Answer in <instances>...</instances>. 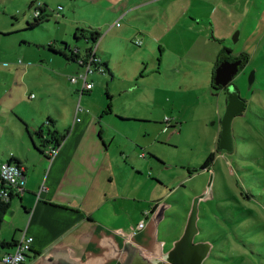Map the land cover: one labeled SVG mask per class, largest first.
<instances>
[{"label": "crops", "instance_id": "1", "mask_svg": "<svg viewBox=\"0 0 264 264\" xmlns=\"http://www.w3.org/2000/svg\"><path fill=\"white\" fill-rule=\"evenodd\" d=\"M83 3L94 14L103 15L104 21L87 26H79L75 21L73 26H66L60 39L49 41V45L68 53L64 44L73 49L69 38L77 31L82 37L83 31L85 37L80 40L84 39L89 46L81 49L76 45V48L84 55L92 45L91 34L98 33L102 38L99 56L107 64V76L91 77L94 90L78 98L81 86L71 84L70 77L80 74L82 68L74 59L61 55L65 62L55 57L29 60L31 65L13 74L19 82L34 84L40 90L38 107H31L32 114L21 113L18 99L10 96L11 89L0 96V159L13 160L24 168L26 175L24 194L14 196L0 216V264H4L2 257L6 253L14 252L24 233L34 238L33 249L24 264H182L180 252L172 259L168 239L159 229L161 217L167 215L169 208L163 210V203L169 202L173 191H166L165 164L150 153L149 131L137 140L129 135L130 129H124L126 123L137 122L138 117L124 116L114 105L102 100V87L107 89L108 97L114 96L111 80L116 79L117 70L111 51L104 47L101 51V44L111 42L112 46L127 38V42L140 40L143 46L146 38L154 39L156 28L168 30L169 39L186 46L189 42L210 44V28L204 30L203 26L232 25L233 18L229 16L234 10L229 9L234 7L235 0H84ZM250 13L251 9H247L244 14ZM221 14L226 16L223 20ZM47 62L52 67L45 65ZM53 66L58 72L53 71ZM99 85L102 87L98 90ZM77 100L85 103L79 117ZM219 108L218 103L215 115L221 120ZM77 118L81 121L76 122ZM49 120L52 124L47 125ZM48 126L58 133V138L65 137L53 159L42 153V141L37 136L42 127L47 136ZM220 138L221 127L216 134L218 151ZM205 170L209 168L202 171ZM8 212L12 215L10 221H5ZM147 212L150 213L146 218ZM246 212L247 217L254 216L252 208L247 207ZM247 217L224 218L228 225L224 237L237 238L239 234H252L250 239L263 237L264 229L260 230L256 223L254 227L248 225ZM144 219L146 226L139 231L138 225Z\"/></svg>", "mask_w": 264, "mask_h": 264}, {"label": "rangeland", "instance_id": "2", "mask_svg": "<svg viewBox=\"0 0 264 264\" xmlns=\"http://www.w3.org/2000/svg\"><path fill=\"white\" fill-rule=\"evenodd\" d=\"M83 2L0 0V96L11 89L10 96L18 99L21 113L32 114L31 107L42 96L36 85L19 82L13 73L31 65L29 60L55 57L65 62L49 49V41L60 39L66 26H73L75 21L79 26L104 21L103 15L94 14ZM262 3L263 0H235L229 9L234 10L229 16L233 18L232 25L203 26L204 30L210 28V44L189 42L186 46L169 39L168 30L159 28L154 31V39L146 38L141 47L134 40L127 42V38L112 46L111 42L101 44V51L103 47L111 51L117 77L111 80L114 96L108 92L112 98L105 87L99 85L98 90L102 87V100L107 105L111 103L124 116L138 117L137 122L126 123L124 129H130L129 135L137 140L149 131L150 153L165 164L166 191H173L169 202L163 203V210L169 208L167 215L161 217L159 229L168 239L172 259L180 252L182 264H264V236L250 239L252 234H239L237 238H225L223 234L228 229L224 218L229 215L244 219L248 216L247 207L253 209L254 216L247 217L246 223H256L260 230L264 229ZM41 8L46 10L43 22L30 29L29 23L34 22L35 13ZM75 9L79 13H74ZM247 9H251L249 15L244 14ZM225 17L221 14L220 19ZM68 43L74 44L73 48L89 46L84 39L76 42L74 34ZM225 48L229 50L227 54L245 62L233 80L247 107L232 123L233 154L219 152L216 140L226 94L214 89L212 83L215 65ZM45 65L52 67L50 62ZM53 71L58 69L53 66ZM108 77L112 79L109 74ZM46 80L51 81L47 77ZM218 103L221 120L215 115ZM80 105L85 108V103ZM166 117L175 119V127L165 129ZM213 153L215 161L209 170L202 171L201 166Z\"/></svg>", "mask_w": 264, "mask_h": 264}, {"label": "built area", "instance_id": "3", "mask_svg": "<svg viewBox=\"0 0 264 264\" xmlns=\"http://www.w3.org/2000/svg\"><path fill=\"white\" fill-rule=\"evenodd\" d=\"M43 9V8H41ZM42 14L40 9L36 11L35 17H41ZM101 36H96L92 42L88 52L84 55L79 54L77 48H73V59L80 65L82 71L77 76L70 77V82L74 85H80L78 93L80 98L86 94H90L95 87V84L90 81L91 77L95 74L101 76H107V70L104 67V62L99 56V44ZM135 45L141 47L142 42L140 40L135 41ZM22 63V62H20ZM33 97V96H32ZM83 108L78 104L77 115L78 117L82 114ZM81 118H77L76 122H80ZM174 118L166 117L164 124L167 130L174 125ZM178 124V123H177ZM59 152V147H51L45 151V154L50 159L56 157ZM144 155H142L143 157ZM25 181L26 175L25 170L22 166L12 163L10 161H3L0 159V202L8 204L14 196H22L25 192ZM150 212L145 214L146 218ZM146 226V220H142L138 225V230H143ZM34 238L27 233H24L21 239L15 244V250L12 253H6L2 257L4 264H24L27 260L28 255L33 249Z\"/></svg>", "mask_w": 264, "mask_h": 264}, {"label": "water", "instance_id": "4", "mask_svg": "<svg viewBox=\"0 0 264 264\" xmlns=\"http://www.w3.org/2000/svg\"><path fill=\"white\" fill-rule=\"evenodd\" d=\"M241 62H222L214 73L213 82L216 87L227 88L225 99V112L221 120V138L219 152L234 153V138L232 123L235 117L242 115L246 110V102L241 99L237 88L233 85L234 78L238 75ZM12 212H8L5 221H10Z\"/></svg>", "mask_w": 264, "mask_h": 264}, {"label": "trees", "instance_id": "5", "mask_svg": "<svg viewBox=\"0 0 264 264\" xmlns=\"http://www.w3.org/2000/svg\"><path fill=\"white\" fill-rule=\"evenodd\" d=\"M40 12H41V14H42V16L41 17H35V19H34V22L33 23H29V28L30 29H34V28H36V27H38L42 22H43V20H44V15H45V13H46V10L45 9H40ZM78 31H77V33L75 34V36H74V39H75V41H78V40H80V38H83V37H85L84 36V32L82 31V37H79L78 36ZM96 36H99V34L98 33H92L91 34V36H90V38L92 39V40H94L95 39V37ZM65 45V49H66V51H69L68 53L67 52H64V53H62V52H58V51H56V50H54L53 49V46L52 45H49V49L52 51V52H54V53H57V54H60V55H63L64 57H67L68 59L70 58V59H73V55H72V53H73V50H72V48L70 47V46H68L67 44H64ZM76 48V47H75ZM227 52H229V50H227L226 48L222 51V53L220 54V56H219V59H218V62H217V64L215 65V67L217 68L225 59H226V54H227ZM75 59V58H74ZM104 64V67L106 68V70H107V64L106 63H103ZM215 68V69H216ZM108 72V71H107ZM214 73H215V71H214ZM213 78H214V74H213ZM212 86H213V88L214 89H216V90H221L222 88L221 87H219V88H217L215 85H214V82L212 83ZM108 110H110V107H109V109ZM49 124H52V121L51 120H49L48 121V124L47 125H49ZM173 126H171L170 128H172ZM47 132H48V134H47V136H45V134H44V128L42 127L38 132H37V136H38V139H40L41 141H42V148H43V151H42V153L43 154H45V151L46 150H48L49 148H51V147H60V145H61V143H60V141H63L64 139H65V137H60V138H58V133L57 132H54V131H52L51 129H50V127L48 126V129H47ZM52 145V146H51ZM46 155V154H45ZM214 157H215V154H210L209 156H208V158L205 160V162H204V164L201 166V170H204V169H207V168H209V166L212 164V162L214 161ZM50 159V158H49ZM10 162H12L13 163V160H10ZM15 164H17V163H15ZM7 205L8 204H4L3 202H0V216H1V214L3 213V212H5L6 211V207H7Z\"/></svg>", "mask_w": 264, "mask_h": 264}, {"label": "flooded vegetation", "instance_id": "6", "mask_svg": "<svg viewBox=\"0 0 264 264\" xmlns=\"http://www.w3.org/2000/svg\"><path fill=\"white\" fill-rule=\"evenodd\" d=\"M225 61H228V62H230V63H235V62H238V61H240L241 62V66H240V70L245 66V62L242 60H240L239 58H234V57H232V56H230L229 55V53L226 55V59L223 61V62H225ZM239 70V71H240ZM217 88H219V87H217ZM221 91H224L225 92V94H226V92H227V88H222L221 89ZM220 145V144H219Z\"/></svg>", "mask_w": 264, "mask_h": 264}]
</instances>
